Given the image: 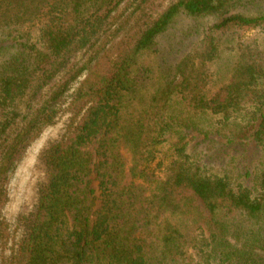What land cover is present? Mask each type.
<instances>
[{
	"label": "trees",
	"instance_id": "16d2710c",
	"mask_svg": "<svg viewBox=\"0 0 264 264\" xmlns=\"http://www.w3.org/2000/svg\"><path fill=\"white\" fill-rule=\"evenodd\" d=\"M151 1L0 0V264H190L191 248L196 264H264V50L239 39L229 77L213 71L222 36L264 29V0H250L256 11H237L240 0H177L133 39L112 75L92 72ZM203 17L217 21L197 48L181 58V39L165 53L160 38L179 18ZM153 51L157 86L138 61ZM84 52L90 66L79 68ZM84 74L77 98L87 109L51 153L49 182L16 251L5 217L11 174ZM207 117L217 118L209 130L198 122ZM174 138L164 167L160 148ZM217 140L221 155L245 145L252 158L242 170L220 167L210 153ZM198 208L200 235L168 223L151 246L156 227Z\"/></svg>",
	"mask_w": 264,
	"mask_h": 264
},
{
	"label": "rangeland",
	"instance_id": "374dc122",
	"mask_svg": "<svg viewBox=\"0 0 264 264\" xmlns=\"http://www.w3.org/2000/svg\"><path fill=\"white\" fill-rule=\"evenodd\" d=\"M177 0H152L149 6L143 9V11L138 12L131 21H127V28L125 33L122 35L121 39L115 41V47L113 50L104 57L99 63H93L90 66V60L92 58V52L81 53L75 59L79 64V68L83 65H89L92 72L98 73V75L110 76L115 71V64L121 60L125 54H129L133 46V39L138 37L147 26L152 25V23L161 15L166 9L169 8ZM136 6L129 5L125 7L120 13L121 20L126 21V18L134 12ZM256 11L253 9V4L250 0H240L236 10L237 11ZM216 17H203L198 20L181 19L179 18L174 24L173 28L167 32L166 35L161 37V47L164 49L165 53L168 52V48L171 45L179 44V40H184L183 44L188 46L185 48L186 53L181 55V58L191 52L193 48H197L202 40L204 39L203 31L206 28L213 26L216 23ZM200 28V29H199ZM199 29V30H197ZM193 33V34H191ZM175 34L183 35L184 37L176 38ZM188 35L189 37H185ZM222 58L213 67V71L218 70L219 76L222 80H226L231 72V68L234 62L237 60L236 47L239 39L248 44L257 43L262 50H264V29H254L246 30L243 32L230 34L222 36ZM140 65L150 68L153 71L154 77L157 80L154 86H157L158 79L160 77V67L157 63V54L153 52H148L138 58ZM166 69V68H165ZM167 70V69H166ZM229 73V74H228ZM88 74L82 75L76 82L69 86L68 91L65 95V100L59 109V115L54 125L48 127L42 135L36 139L28 148L22 160L16 165L14 171L11 174V180L8 188L9 202L5 209V217L11 229L16 232V240L13 245L15 250L20 249L21 242L26 237V232L30 221L34 220L37 212V207L42 195V191L48 184L50 179V167L48 164L49 157L53 152L54 148L64 142L69 135L72 133L74 126L79 122L83 114L85 113L88 103L84 100L77 98L78 90L83 86L84 82L87 80ZM222 83L218 82L216 86H220ZM148 98V95L145 97ZM217 118L207 117L200 118L198 120L202 127H206L207 130L211 129L210 124L215 127V122ZM212 127V128H213ZM204 135L200 136L199 139L193 143L194 151L201 152L205 149V146L198 144L202 142ZM177 139L174 138L170 145H163L160 148L159 160L162 162L164 167L170 162L171 148L173 144L176 143ZM236 148V147H235ZM228 148L226 155L222 154V141L217 140L215 144L211 145L210 153L214 154L223 164L218 161L220 167H228L233 169V167L241 169L244 167L245 159L250 160L252 157V149H249L248 153L245 155L246 147L241 145L238 149ZM161 175V174H160ZM93 189L96 192V196H99L98 183L94 182ZM98 203V207H99ZM199 206V204H196ZM194 206V207H197ZM193 213L190 219L185 222L179 220V218H173L167 220L160 227L154 229L155 238H149V243L154 246L155 239L160 236V234L168 233V229L171 228V224L179 226L183 231H189L193 233L196 237L201 234L203 229L199 228L201 220L200 209L192 210ZM195 221L198 224L195 226ZM170 223V225L168 224ZM207 231V230H206ZM150 246V245H149ZM156 248V247H155ZM187 250V249H186ZM11 249L8 252V256L12 254ZM15 252V251H14ZM153 255L159 256L157 250H153ZM188 259L190 264H196L200 261L201 256H198L195 249H188ZM208 252V251H207ZM165 264L171 263L173 260L171 257H166Z\"/></svg>",
	"mask_w": 264,
	"mask_h": 264
}]
</instances>
